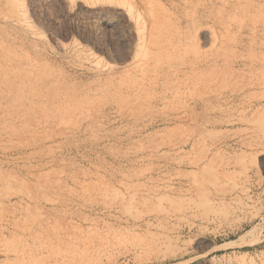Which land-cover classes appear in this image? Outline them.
Masks as SVG:
<instances>
[{
  "label": "rangeland",
  "instance_id": "374dc122",
  "mask_svg": "<svg viewBox=\"0 0 264 264\" xmlns=\"http://www.w3.org/2000/svg\"><path fill=\"white\" fill-rule=\"evenodd\" d=\"M0 264H264V0H0Z\"/></svg>",
  "mask_w": 264,
  "mask_h": 264
}]
</instances>
